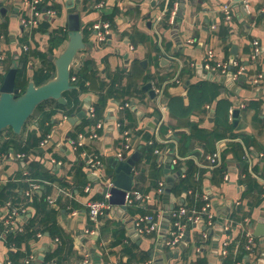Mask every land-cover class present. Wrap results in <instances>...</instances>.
I'll return each mask as SVG.
<instances>
[{
  "label": "crops",
  "instance_id": "1",
  "mask_svg": "<svg viewBox=\"0 0 264 264\" xmlns=\"http://www.w3.org/2000/svg\"><path fill=\"white\" fill-rule=\"evenodd\" d=\"M157 1L153 7V0H44L45 8L54 9L56 15L44 16L40 25L30 30L22 21L33 13L31 0H0V82L13 62L21 60L27 61L28 84L35 82V74L42 69L53 75L55 65L50 55L57 57L63 51L69 33L67 17L72 12L80 14L84 41L89 44L79 53L80 65L73 68L72 75L89 60L96 72L89 75L85 93L75 92L81 102L78 108L72 107L71 114L59 111L52 123L41 129L37 116L15 139L23 148L34 132L42 139L36 147L23 152L15 145L0 156V264H225L222 250L226 244L233 255L230 264H264V235L255 236L264 217V0H172L174 22L163 21L154 29L165 6L163 0ZM100 3L104 7L98 8ZM228 3L233 14L230 22L223 11ZM100 21L112 25L106 43L96 42L91 29ZM59 31L67 40L51 48V37ZM254 41H259L262 50L256 60L252 57ZM208 50L215 52L217 62L229 66V80L219 75L220 80L208 79L203 69ZM237 74L234 80L232 75ZM259 76L262 78L255 83ZM101 83H114L126 94L118 100L110 98L101 118L103 128L97 131L99 139L91 142L88 109L99 102ZM148 84L154 91H163L161 103L168 108L166 115L158 110L156 92L154 98L143 90ZM215 85L223 87V92L212 102L201 103ZM192 87H199V92L191 93ZM222 101L232 104L229 123L234 129L218 140L211 133L216 129L217 106ZM49 136V142L42 145ZM125 136L130 150L124 161L136 152L142 154L133 170L130 196L139 192L148 199L135 200V207L125 205L123 216L108 199L110 209L93 222L88 204L105 199L106 183L115 179L109 160L123 151ZM80 137L84 145L75 150L70 140ZM152 145L157 146L154 156L162 168L157 177L152 175L153 166L145 153ZM85 152L101 156L107 161L105 168L99 173L90 171ZM217 152L221 164L209 169L206 157ZM33 165L42 171L34 181L30 180ZM166 166H170L168 173ZM222 168L228 180L217 175ZM190 172H194L201 190L192 184L194 189L172 192ZM169 179L171 194L166 196ZM160 182L165 183L164 193H159ZM16 183L29 186L16 187ZM33 184L39 188L34 190ZM253 184L261 191L250 192ZM46 189L47 221L42 207L32 205L35 194L41 198ZM2 193L7 199H1ZM205 197L212 203L211 223L204 216L189 226L179 245L169 247L173 210L169 212L168 207L183 206L200 213ZM196 202L203 204L200 209ZM13 210L18 211V218L7 224ZM142 211L155 216L159 231L146 233L136 227L145 216ZM33 220L34 236L19 246L9 241V237L23 234ZM133 224L139 238L131 234ZM11 227L23 231H11ZM247 231L255 238L250 250L246 249ZM243 239L245 252L241 255ZM61 241L66 244L60 257L46 262Z\"/></svg>",
  "mask_w": 264,
  "mask_h": 264
},
{
  "label": "built area",
  "instance_id": "2",
  "mask_svg": "<svg viewBox=\"0 0 264 264\" xmlns=\"http://www.w3.org/2000/svg\"><path fill=\"white\" fill-rule=\"evenodd\" d=\"M165 2V6L164 8H162L159 11V15L156 18L155 21V26L154 29H158L161 26V23H163V21H165L166 19V13L168 11V4L170 2V0H163ZM31 8L33 10V13L31 15V17L26 20L24 19L22 21V25L28 29L30 28V30L34 27H38L40 25L41 19L44 16H54L56 15V11L54 9H47L44 6V0H31L30 2ZM104 7V3H100L98 5V8H102ZM176 9H172L170 12V17H169V22L173 23L176 17ZM223 11L225 14V20L227 22H230L232 19V6L230 3L226 4L223 6ZM93 32H94V36H95V40L98 43H106L107 41H109V38L111 36V29H112V25L109 21H100L96 24H94L92 26ZM252 57L253 59H258L261 55V45L259 43V41H254L252 43ZM25 49H27V47H25ZM216 56H215V52L213 50H208L207 53V57L205 59V62L203 63V69H205L208 73V75H212L214 78L219 75L220 77H227L229 74V66L226 63H221V62H217L215 60ZM3 59L2 57H0V60ZM238 74L237 75H232V78L234 80H236L238 78ZM262 78V76H259L257 79L254 80L255 83H258L260 81V79ZM178 78H175V81H178ZM156 94L159 96L158 102H157V107L158 110H160L163 114H165L168 110V108L166 106H164L161 103V99H162V95H163V91L160 89H156L155 90ZM128 104H126L124 107H127ZM166 115V114H165ZM67 118V117H66ZM96 118V112H95V107L93 105H91L88 109V119L89 120H93V124L91 126L92 132L89 136V140L91 142H95L97 139H99V135L97 133L98 130L103 128V121L99 120V121H95L94 119ZM125 135L127 136L128 133H125ZM125 136V145L123 147V151H120L119 153H117L116 155V159L118 161H124L125 160V154L127 151L130 150V144H129V138H127ZM49 137H47V139H45L42 142V145H45L46 143L49 142ZM71 145L73 146V148L75 150H78L79 147L84 145V138L80 137L79 140H70ZM159 151H157L158 153ZM87 156V166L88 169L90 171L93 172H101L105 166L107 165V161H105L104 159H102L101 156H99L98 154L95 153H91L90 155H88L87 152L84 153ZM207 164L206 166L209 169H214V168H218L221 164V156L220 153H213L208 155L207 157ZM173 164H177V159H173ZM224 179L228 180V175H224ZM39 185L37 184H33V189L36 190L38 189ZM113 187V181H107L105 189H107V192L105 193V199L104 200H94V201H90L88 204V208H89V215H90V219L93 222H96L100 216L104 215L105 212L110 209V204L108 203V199L110 198L111 194H110V189ZM87 190H90V187H87ZM165 191V183L164 182H160L159 183V193H164ZM133 193V192H132ZM132 193H129L126 197V205L127 206H132L135 203V200H146L148 199V197H142V195L139 192H135L133 194V197L130 196ZM28 195H30V193H28ZM205 206L203 207V209L201 210L200 213L197 212H191L189 211L186 207L180 206L178 209H175L171 212V218L173 220V230L171 231L170 237L167 240V245L169 247H176L177 245H179L184 237H185V232L186 230L189 228V226L193 225L194 223H198L199 221L202 220V218L204 216H207V218L210 220V223L213 219V215L210 212V208L212 206L211 201H209L208 197H205ZM18 211L17 210H13L11 212V214H9V216L6 218V223H13V220L18 218ZM11 225V224H10ZM8 225V226H10ZM136 227L138 229H140L141 232H156L159 231V224L155 218L154 215H145L143 217H141L137 222H136ZM9 230L11 231H17V232H21L23 231V228H14L12 229L9 228ZM246 237H247V244H246V249L250 250L253 245H254V236L252 235L251 232L247 231L246 233ZM227 244L225 245V248H223L222 250V255L223 257L226 259L229 256V251L227 248ZM234 264H240V263H234Z\"/></svg>",
  "mask_w": 264,
  "mask_h": 264
},
{
  "label": "trees",
  "instance_id": "3",
  "mask_svg": "<svg viewBox=\"0 0 264 264\" xmlns=\"http://www.w3.org/2000/svg\"><path fill=\"white\" fill-rule=\"evenodd\" d=\"M47 8V7H46ZM164 8V7H163ZM173 9V3L172 0L169 2L168 4V11L166 13V20L164 21L166 24V21H168L169 17H170V12ZM47 24V23H46ZM45 24V26H46ZM48 25V24H47ZM61 34H63L61 31L57 32V34L52 35L51 37V45L53 48L54 45H63L64 42L67 40V36L64 33V36H60ZM24 65H23V64ZM22 64V65H21ZM27 61L26 60H21V62H18V75H17V88H19L22 91H24L27 88L28 85V79H27V67H26ZM93 64L92 61H86L84 67L81 69V71H79L78 73H73L72 78L76 77L75 81H72V84L76 87L75 89H73L72 91L65 93L64 97L66 99V105H61L59 104L57 101L55 100H49L47 102H44L43 104H41L37 111L35 112L33 118L39 116V118H37L38 120V129L41 128H45V126L49 123H52L53 121V117L54 115L59 112V111H66L67 113L71 114V111H74L73 108H78L80 106V98L76 97V91H79L80 93H85L88 89L87 86V82L90 81L89 75L91 74L92 76H95V71L93 69ZM11 69V68H10ZM9 69V70H10ZM38 75L40 77H38ZM35 84L37 86H40L41 84H43L45 81H48L49 79L52 78V73L47 70L45 71L44 69L38 71L35 74ZM100 100L99 102L94 106L95 107V112H96V118L94 119V122L97 120H101L102 118V114L104 112V110L107 108L108 102L110 101V98H114V99H120L119 97L121 95H125L126 92L121 93V90L117 89V87H115L114 83H112L109 86H105L104 83L100 84ZM199 87H192L191 88V93L192 92H199L198 89ZM212 88V87H211ZM210 90H208L206 96L202 97L201 99V103H206V102H212L216 96L218 94H220L221 92H223V87L221 86H217L215 85L214 88H212ZM75 93V94H74ZM204 94V93H203ZM232 107V104L228 101H222L218 104L217 106V115H218V119H217V126L214 132L211 133V135L213 137H215V139H222L223 137H225V134L231 130L234 129V126L232 124L229 123V118H230V109ZM187 111V110H186ZM31 118V119H33ZM31 121V120H29ZM89 122L91 124H93V120H89ZM88 123V122H87ZM28 124V123H27ZM18 135H16L12 129H6L4 130L1 134H0V156L2 154H6L9 152L10 147L13 146H17V142H16V137ZM42 139L36 137L35 133H31L28 135L27 140L25 145L23 146V148H21L22 146L18 145L20 147L19 150H22L23 152H28L31 148L36 147L40 141ZM157 149L156 145H152L149 146L147 148V152L146 156L148 157L147 160L148 162L151 163V165L153 166V176L157 177L158 174H160L162 172V168L161 166L158 164L157 162V158L156 156H154V150ZM262 151H264V149H262ZM179 170L178 167H176V171ZM41 168L38 165H33L31 171H30V180L34 179H38L40 177V173H41ZM223 172V168L219 169L217 175L220 176H224L226 173ZM29 179V178H28ZM29 180V181H30ZM192 184L197 188L196 190H201V185L199 184V181H196L194 178V172H190L189 174L186 175L185 178H183L179 184L173 186V190L172 192L174 193H179L180 191H187V190H191L194 189ZM29 186V183L25 184H19L16 183V187H25V186ZM15 187V185H10L9 188H13ZM46 188V187H45ZM259 190V192L261 191V189L257 188L256 185H252L250 186V192H253L254 190ZM8 190V189H7ZM6 190V191H7ZM5 191V192H6ZM48 190H44L43 194L41 195V198H39L38 194L36 193L34 196V200H33V206L39 208L42 207V211L45 212L46 214V219L45 221L48 220V217L50 216V212L47 210V206H46V202L44 201ZM194 191V190H193ZM7 195L5 193H2L1 195V199H7ZM138 205V202L134 203L131 207H135ZM196 207L198 209L201 208V206L203 205L200 202H196L195 203ZM142 208V207H141ZM189 209H193L191 207H188ZM147 212H141L142 215H145ZM42 223H43V219H41ZM34 227H35V222L34 220L32 222H30L28 224V227H26V231L23 234H18L16 236H12L9 237V241L15 243L17 246H19L22 242H24L26 239H29L30 237L34 236V232H36V230L34 231ZM246 240L243 239L242 242H240V253L241 255H243V253L245 252V242ZM66 243L64 241H61V246L59 248H57L54 252L49 253V255L47 256L46 262L52 261L54 258L56 257H60L61 253H62V249L64 248V245ZM232 253L225 259L226 262L225 264H230L231 260H232ZM231 257V258H230ZM239 257V256H238ZM237 258V257H236ZM229 259V260H227Z\"/></svg>",
  "mask_w": 264,
  "mask_h": 264
},
{
  "label": "water",
  "instance_id": "4",
  "mask_svg": "<svg viewBox=\"0 0 264 264\" xmlns=\"http://www.w3.org/2000/svg\"><path fill=\"white\" fill-rule=\"evenodd\" d=\"M157 2V0H153L152 6L155 7ZM67 19V28L69 30L67 43L59 56L50 55V60L55 65V73L51 79L40 86L31 81L27 88L21 92L17 88L18 62H13L11 69L6 73L3 81L0 82V134L9 128L17 135L21 134L41 104L49 100H55L61 105H66L64 94L76 88L72 84V70L80 65L78 55L87 50L89 44L84 41L80 14L72 12ZM225 78L229 80L231 75ZM208 79L220 80V77L214 78L210 75ZM143 90L149 92L155 98L156 94L151 84L146 85ZM238 112V110L234 111L235 118ZM156 118L160 119L159 113L156 114ZM141 157L142 154L136 152L126 161H118L116 158L109 160L111 167L115 170V179L113 180V187L110 189L109 203L117 207V210L122 214L121 216L125 213L126 197L133 191V170L140 162ZM166 167L168 173L170 166ZM168 182L170 185L166 189V196L171 194L172 180L169 179ZM106 192L107 189H105ZM174 209L175 207H168L169 212ZM131 230L133 236L140 237L135 225ZM262 235H264V217L260 219L255 231V236L259 237ZM188 236L189 232L186 233V237Z\"/></svg>",
  "mask_w": 264,
  "mask_h": 264
},
{
  "label": "rangeland",
  "instance_id": "5",
  "mask_svg": "<svg viewBox=\"0 0 264 264\" xmlns=\"http://www.w3.org/2000/svg\"><path fill=\"white\" fill-rule=\"evenodd\" d=\"M33 118V117H32ZM31 121H29L28 123H33L34 122V119H30Z\"/></svg>",
  "mask_w": 264,
  "mask_h": 264
}]
</instances>
